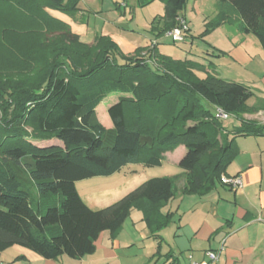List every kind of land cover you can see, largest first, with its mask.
Listing matches in <instances>:
<instances>
[{
  "label": "trees",
  "instance_id": "trees-1",
  "mask_svg": "<svg viewBox=\"0 0 264 264\" xmlns=\"http://www.w3.org/2000/svg\"><path fill=\"white\" fill-rule=\"evenodd\" d=\"M78 1L0 0L3 11L21 10L24 18L61 31L67 46L38 84L0 83V108L13 106L12 120L3 119L0 127V253L19 246L45 260L81 259L94 253L101 233L114 237L133 208L142 211L154 236L170 222L160 208L174 197L180 176L182 195H206L238 155L235 138L264 136V124L243 118L264 111L247 105L253 93L245 85L207 73L208 66L159 54L155 45L121 54L119 61L113 42L81 44L67 24L44 11L76 12ZM162 1L163 16L150 25L155 39L178 24L188 0ZM217 7L209 27L229 24L232 8L241 32L253 35L264 52V0H217ZM201 70L205 78L197 76ZM110 94L118 99L107 109L108 130L96 108ZM219 111L239 123L222 126ZM51 138L62 147L28 141ZM178 145L187 150L181 175L148 179L104 209H90L75 188L78 181L111 176L128 164L160 166L163 154ZM42 200L47 206L41 211Z\"/></svg>",
  "mask_w": 264,
  "mask_h": 264
},
{
  "label": "rangeland",
  "instance_id": "rangeland-1",
  "mask_svg": "<svg viewBox=\"0 0 264 264\" xmlns=\"http://www.w3.org/2000/svg\"><path fill=\"white\" fill-rule=\"evenodd\" d=\"M194 1L195 9L193 11L191 10V3ZM146 2L144 0H79L76 12H60L48 9H44V11L67 24L71 32L79 36L81 44L94 45L97 38L108 39L113 42L118 50L116 56L121 61V54L128 56L125 53L124 45L126 44V39L131 38L129 35H132L137 41L140 40L145 35L144 31L146 29L143 26L150 27L154 20H159L163 16L164 4L162 0H153L147 4ZM122 3L126 5L123 6ZM185 9L190 18L196 16L194 21H192L193 30L200 29L195 34L192 33V38L186 41L185 44H166L167 54L173 59L179 58L177 60L186 57V60H193L205 67L209 66L211 61L215 64L223 63L222 65H224V61L221 60L222 56L228 54L227 50L230 49L231 44L236 45L235 42L230 43L228 41L224 29H231L235 33L239 32L240 37H245L244 35H246L241 32V20L238 15L232 8H229L228 15L232 19L228 25L224 28L222 25L209 27V24L218 16L217 0H189ZM17 11L18 14L16 12L10 13L0 8V83L32 87L39 83L45 69L52 65L56 56L66 51L64 49L67 46L62 44L64 42L61 39V31L53 28L49 29L46 25L36 20L30 21L22 16L24 14L21 10ZM202 22L204 23L202 24ZM109 28H112L116 33L109 35ZM246 37H249V40L245 41L244 47L248 56L253 59V65H256V71L253 73L255 77L252 78L244 70H241L243 68L241 66L246 65L243 61L236 62L234 68L237 73L235 72V76L239 79L241 78V81L243 79L242 84L253 93L247 105L258 110L264 109V83L257 78V74L261 76L264 73V52L253 35L248 34ZM189 49H191L190 53L186 52ZM60 68L63 67H59L58 70ZM205 71L207 72L206 69ZM205 71L201 70L196 72V74L200 78H205ZM219 76L223 79L230 78L226 77L225 74H220ZM113 95L117 94L106 96L100 107H98L97 112L99 123L108 130L112 128V123L108 117L106 105L109 102V104L113 103ZM12 113L13 106H5V109L0 108V127L3 119L12 120ZM247 118L246 120H254L259 124H264V113H257L255 116L247 114ZM236 122L239 123L236 117L229 116L227 120L221 123L222 126H231ZM21 127L28 133H35L30 124H22ZM260 137L255 138L260 139ZM28 141L39 148L62 147V144L55 138L45 140L28 139ZM174 174L175 168L169 163H165L160 167L147 166L143 162H137L136 164L124 166L111 176L93 177L78 181L75 183V188L80 198L90 209L100 210L120 200L144 180L151 177H172ZM30 189L32 198L35 200L37 197L35 189L32 185H30ZM52 197L50 196L49 198ZM53 199L56 198L53 197ZM37 201H40L38 197ZM46 204L45 200L41 201V211L46 208ZM171 205V208H168L167 204L160 208L161 214L171 217L170 222L159 229V231L165 230L163 243L158 240L159 236L152 237L148 242L142 243L140 241L142 238H139V232L143 227H147L143 213L137 208H133L130 211L126 229H128L129 233L134 234L132 237L137 239V242L136 245L126 248V254L130 256L129 264H161L163 262H160L154 253L156 248H158V244H163L164 247L167 241L169 243L171 241V228L169 226L177 218L175 212L173 213L177 204L172 202ZM136 234L138 235L135 236ZM10 253L8 251L4 255H10ZM125 259L124 255L123 262ZM4 264L7 263L4 261Z\"/></svg>",
  "mask_w": 264,
  "mask_h": 264
},
{
  "label": "crops",
  "instance_id": "crops-1",
  "mask_svg": "<svg viewBox=\"0 0 264 264\" xmlns=\"http://www.w3.org/2000/svg\"><path fill=\"white\" fill-rule=\"evenodd\" d=\"M122 5L126 4L122 3ZM191 6V10L195 9V1L191 3ZM185 10L184 7L181 16L188 26V33L183 44L192 38V33L195 34L200 29L193 30L192 21L196 16L190 18ZM226 25L228 24L222 25L223 28ZM143 28L146 29L145 35L140 40L137 41L132 35H129L130 39H126L125 53L132 55L137 48L155 45L159 54L172 58L167 54L165 45L176 43L166 36L155 39L149 26H143ZM224 30L228 41L235 42L236 45L231 44L232 46L227 50L228 54L222 56L221 60L224 61V65H222L223 63L215 64L213 61L209 62L207 73L219 78L220 74H225L230 78L224 80L242 84L244 80L241 81V78L235 76L237 72L234 66L237 61L246 63L241 66L243 67L241 70H244L252 78L255 77L253 73L256 71V65H253V59L248 56L244 47V43L249 40V37L246 35L240 37L239 32L235 33L231 29ZM112 33L116 32L109 28L108 34L113 35ZM190 51L191 49L186 52L190 53ZM177 59L179 58H174V60ZM186 59V57L181 58V60ZM257 78L264 83V73L261 76L257 74ZM117 99L118 95H113V103ZM109 103L106 105V110L111 105ZM257 113H264V111ZM256 114H251V116ZM243 118L248 119L247 114L243 115ZM233 124L237 125L238 123ZM235 144L239 153L228 166L225 175H239L243 181V187L240 190L233 191L218 184L206 195L187 197L181 194L184 179L180 176L176 180V193L167 203L168 208H171L172 202L177 204L173 211L177 218L169 226L171 241L170 243L167 241L164 247L163 244H158V248L155 247L154 254L160 262L163 261L161 264H188L187 256L189 254L193 261L201 262L207 251L218 252V260L213 264H264V137H260V139H256L254 136L237 137ZM186 153V148L183 145H178L173 151L163 154L160 167L169 163L175 168V174L172 177L181 175L183 170L179 167V163ZM127 220L128 218L114 237H111L109 232L101 233L95 242L94 253L81 259L73 260L66 256H60L55 260H45L25 248L13 246L0 253V264H4V261L7 264H129L130 256L126 254V248L136 245L137 239L133 238L134 234L129 233L126 229ZM164 232L163 229L155 232V235L152 236L149 229L143 227L139 232V238H142L140 241L145 243L152 237L159 236L158 240L163 243ZM8 251L11 252L10 255H4ZM124 255L126 259L123 262Z\"/></svg>",
  "mask_w": 264,
  "mask_h": 264
},
{
  "label": "built area",
  "instance_id": "built-area-1",
  "mask_svg": "<svg viewBox=\"0 0 264 264\" xmlns=\"http://www.w3.org/2000/svg\"><path fill=\"white\" fill-rule=\"evenodd\" d=\"M178 24L171 30L167 31L164 36L168 37L173 43H182L184 41L185 36L188 33V26L182 16L177 18ZM218 117L225 121L229 118L228 115L223 114L222 112H218ZM221 185L228 187L233 191L240 190L243 187V181L239 175L236 176H226L222 175L220 177ZM205 258L201 262H195L192 260L191 255L187 256L188 264H213L218 260V252L207 251L205 252Z\"/></svg>",
  "mask_w": 264,
  "mask_h": 264
}]
</instances>
